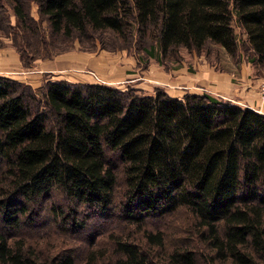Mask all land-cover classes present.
Returning <instances> with one entry per match:
<instances>
[{
	"label": "trees",
	"instance_id": "16d2710c",
	"mask_svg": "<svg viewBox=\"0 0 264 264\" xmlns=\"http://www.w3.org/2000/svg\"><path fill=\"white\" fill-rule=\"evenodd\" d=\"M31 1L52 35L111 34L144 63L183 52L208 60L216 48L264 64V0ZM26 3L0 0V9L27 27L36 21ZM40 207L55 231H89L82 262L73 248L46 255L21 236ZM182 213L187 239L169 246ZM105 234L114 264H264V114L207 93L64 79L34 89L0 75V264H97Z\"/></svg>",
	"mask_w": 264,
	"mask_h": 264
},
{
	"label": "rangeland",
	"instance_id": "374dc122",
	"mask_svg": "<svg viewBox=\"0 0 264 264\" xmlns=\"http://www.w3.org/2000/svg\"><path fill=\"white\" fill-rule=\"evenodd\" d=\"M26 7L29 15L36 21V24L29 23L27 27L17 24L16 16L8 4L0 9V74L23 82L34 89L42 86L45 80L64 79L75 83L105 84L119 89L130 88L149 95L153 94L156 88H161L171 95L182 94L181 90L188 91L189 88L193 90L201 88L203 90L201 94L214 95L208 91L210 87L208 86V89L204 87L197 78L200 73L199 63L206 58L203 54L183 52L181 61L166 65L158 63L153 58L144 63L138 59V53L133 48L126 47V43L120 39H114L111 34L104 35V42L96 38L92 41L52 35L47 21L38 13L37 4L27 0ZM237 31L240 33V29L237 28ZM242 47L241 54L247 59L249 53L244 52V45ZM209 50L211 52V58L208 59L210 65L215 67L216 72H234L237 77V79L234 78L236 82L241 80L243 65L251 68L248 80L256 77L259 83L257 86L250 83L246 86V90L256 92L259 95L258 106L264 108V64L254 66L245 59L231 58L223 50L220 54L216 48ZM194 55L203 57L193 60ZM214 96L235 104L228 97ZM237 98L240 101L237 102L238 106L247 107L244 105L247 103L245 96L239 94ZM118 188L120 190L123 188L121 180H119ZM39 210V215L34 217L33 225L25 219L21 236H26L25 238L30 243H37V248L46 255L53 254L52 247L57 245L60 248H73L77 263L82 262L93 248L88 235L89 231L80 230L71 235L63 230L55 231L51 229L53 223L50 221L51 215L48 210L42 207ZM158 220H149L148 227L156 229L152 224L158 225ZM89 222L91 224V221ZM188 226L187 218L183 213L178 215L177 219L172 220L171 226L166 231L168 245L172 246V243L180 239L186 240L187 238L181 236L187 237L188 233L184 230ZM164 227L165 224L161 228ZM134 228L136 227L133 226L132 229ZM138 234H142V231ZM96 243L97 248L102 247L101 250L104 252V255L98 254L97 264H114L116 256H111L114 248L108 234L101 236ZM193 244L196 243L193 242ZM106 249L109 252H105ZM197 252L201 262L206 263V256L204 257L206 252L200 249ZM109 256L110 258L107 259Z\"/></svg>",
	"mask_w": 264,
	"mask_h": 264
},
{
	"label": "crops",
	"instance_id": "0c3cea01",
	"mask_svg": "<svg viewBox=\"0 0 264 264\" xmlns=\"http://www.w3.org/2000/svg\"><path fill=\"white\" fill-rule=\"evenodd\" d=\"M202 57L203 56L194 55L193 60L196 58L202 59ZM199 66H200V73L197 78L199 79V81H201L204 87H206L207 89H208V86L210 87V90L208 89L209 92H211L214 95L228 97L229 99H232L236 105H237V102H240L237 96L239 94L243 95L245 96V99L247 101V103L244 105H246L249 108L256 109L258 112L264 114V108H261L258 106L259 105V101H258L259 95L256 92H255L256 94L254 92H251L250 89H249L250 91L246 90L247 89L246 86L250 85V83H252V85H255V86H257V84L259 83L256 77H254L251 80L250 79L248 80V77L250 75V69H251L249 66H245V65L242 66V70H241L242 76H240L241 80L239 82H236V80L234 81V78L237 79L234 72H231V71L230 72L228 71L216 72L215 67L210 65L209 61L207 62L206 58L201 60V62L199 63ZM0 75H3V74H0ZM202 91L203 90L201 88H196V90L189 88L188 91L181 90L182 94H174V95H171L170 93L168 94H170L173 97L182 98L186 93L201 94ZM250 92L251 94H249ZM247 98H251V99L248 100Z\"/></svg>",
	"mask_w": 264,
	"mask_h": 264
},
{
	"label": "built area",
	"instance_id": "2783aa9c",
	"mask_svg": "<svg viewBox=\"0 0 264 264\" xmlns=\"http://www.w3.org/2000/svg\"><path fill=\"white\" fill-rule=\"evenodd\" d=\"M263 92H264V89H263Z\"/></svg>",
	"mask_w": 264,
	"mask_h": 264
}]
</instances>
